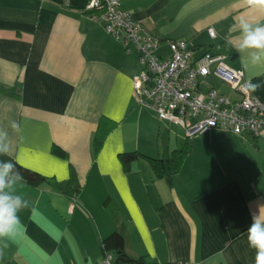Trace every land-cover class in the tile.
I'll use <instances>...</instances> for the list:
<instances>
[{"label":"crops","instance_id":"crops-1","mask_svg":"<svg viewBox=\"0 0 264 264\" xmlns=\"http://www.w3.org/2000/svg\"><path fill=\"white\" fill-rule=\"evenodd\" d=\"M89 2L0 0L4 155L52 180L15 185L29 207L0 239V264H99L102 242L115 232L127 256L151 263L256 264L247 230L253 214L264 219V129L257 137L213 130L187 138L177 127L184 134H174L172 149V125L133 95L136 51L126 54L105 33ZM119 8L162 42L160 56L168 55L165 42L178 40L194 59L228 55L230 68L259 85L251 92L264 105V64L238 52V31H229L241 18L264 22L244 0H120ZM210 77L202 91L238 99ZM186 140L180 171L170 183L155 178L149 159H167ZM129 153L140 157L124 165L119 156Z\"/></svg>","mask_w":264,"mask_h":264},{"label":"built area","instance_id":"built-area-1","mask_svg":"<svg viewBox=\"0 0 264 264\" xmlns=\"http://www.w3.org/2000/svg\"><path fill=\"white\" fill-rule=\"evenodd\" d=\"M120 0H90L86 11L99 13L105 33L129 54L137 53L139 72L132 78L138 105L151 109L158 120L182 128L191 138L216 130L236 136L257 137L264 129V105L251 92L242 71L230 68L228 55L204 54L193 58L183 40L165 42L168 55L160 56L162 42L145 26L119 8ZM215 39L212 29L207 31ZM218 79L238 99L231 100L214 89L202 91L203 80ZM116 255L104 252L99 264H115Z\"/></svg>","mask_w":264,"mask_h":264},{"label":"clouds","instance_id":"clouds-1","mask_svg":"<svg viewBox=\"0 0 264 264\" xmlns=\"http://www.w3.org/2000/svg\"><path fill=\"white\" fill-rule=\"evenodd\" d=\"M245 5L253 11L264 14V0H244ZM238 31L239 44L237 51L247 52L253 65L264 64V22L250 21L241 18L229 31ZM252 90L259 85L251 84ZM12 127L16 128L15 122ZM7 132L0 129V154H7L5 142ZM12 161L0 160V239L12 235L21 221L18 213L29 207V201L14 192L15 185L23 180ZM249 246L256 250V264H264V219L260 214H253L252 223L247 230Z\"/></svg>","mask_w":264,"mask_h":264},{"label":"trees","instance_id":"trees-1","mask_svg":"<svg viewBox=\"0 0 264 264\" xmlns=\"http://www.w3.org/2000/svg\"><path fill=\"white\" fill-rule=\"evenodd\" d=\"M95 140L99 142V139L95 138ZM96 146L98 147L99 144L97 143ZM189 151H190L189 144L188 141L186 140L183 143L182 147L170 153L167 159H163V160L149 159L155 178L165 179L170 183L172 177L175 176L180 171L182 163L185 157L188 155ZM53 152L55 154L59 153L58 150H54ZM138 157H140V155H138L137 153H129L119 156V158L121 159L124 165H127L135 161ZM0 160L2 161L10 160L13 163H16L4 154H0ZM15 171H19L20 174L22 175L23 180H21V182L29 186L38 187L42 184L50 185L52 182V180L43 177L37 174L36 172L22 168L18 164H17V169H15ZM69 185L73 190L72 198H76V195L79 193V187L76 185V181L73 175H71V178L69 180ZM102 249L103 252L114 253L116 255L115 264H156V263L148 262L145 258L142 257L132 258L130 256H127L124 249V240L119 232H115L113 235L105 239L102 242Z\"/></svg>","mask_w":264,"mask_h":264},{"label":"rangeland","instance_id":"rangeland-1","mask_svg":"<svg viewBox=\"0 0 264 264\" xmlns=\"http://www.w3.org/2000/svg\"><path fill=\"white\" fill-rule=\"evenodd\" d=\"M208 80H218V79H216V78H214V77H210V79H208ZM216 82V84L218 85V86H222L219 82H217V81H215ZM223 89V91L224 92H226V90L224 89V88H222ZM226 93H228V92H226ZM162 126L165 128V127H167V125H165V124H163L162 123ZM169 132H170V139H171V143H172V149H174L175 148V144H174V140H175V137H174V134H176V135H178V136H180V137H182L183 136V131L181 130V129H179V128H177V127H174V126H172V127H170V129H169ZM179 140V139H178ZM159 143L161 144V142L162 143H167V129H166V131H165V135L164 136H160V138H159ZM180 145V144H179ZM177 148H179V146H177ZM176 149V148H175Z\"/></svg>","mask_w":264,"mask_h":264}]
</instances>
